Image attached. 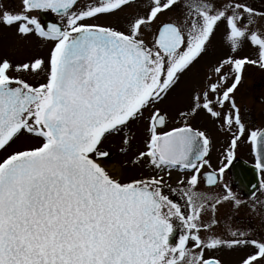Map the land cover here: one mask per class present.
Listing matches in <instances>:
<instances>
[{
	"label": "water",
	"instance_id": "95a60500",
	"mask_svg": "<svg viewBox=\"0 0 264 264\" xmlns=\"http://www.w3.org/2000/svg\"><path fill=\"white\" fill-rule=\"evenodd\" d=\"M54 1L25 4L65 13L77 0ZM39 14L45 31L61 33L53 18ZM149 62L140 46L103 31H80L63 46L41 117L52 143L0 166V264L155 261L166 226L157 218L153 192L119 186L80 153L128 111L142 91ZM39 99L19 86L0 84V145ZM156 124L160 125L158 117ZM180 134L188 136L172 131L159 137L156 153L183 164L200 159L203 146L178 143ZM255 151L264 168V129L256 137ZM230 170L245 193L253 192V166L237 160Z\"/></svg>",
	"mask_w": 264,
	"mask_h": 264
},
{
	"label": "rangeland",
	"instance_id": "374dc122",
	"mask_svg": "<svg viewBox=\"0 0 264 264\" xmlns=\"http://www.w3.org/2000/svg\"><path fill=\"white\" fill-rule=\"evenodd\" d=\"M91 1L94 4L98 2L77 0L68 12L51 16L64 25L63 33L67 37L73 35L74 27L97 25L117 30L128 36L131 41H139L151 56L149 80L155 76L158 78L149 83L152 88L134 102L126 115L103 134L100 140L89 148L87 154L106 175L120 184H147L155 187L163 180L167 184L171 181L170 171L161 164L154 152V139L160 130L151 126L150 120L158 113L165 115L167 122L162 130L184 121V118L176 116L177 112L187 109L191 95L197 88L204 87V79L216 65L217 56L230 50L227 42L223 44L220 37L226 22L230 21L231 27L243 34L239 37L237 45L231 43L232 53H243L246 41L249 45L264 50V0H116L113 4L105 6L109 8L115 3H121L118 9L95 16H91L97 14L92 5H89ZM162 21L173 22L187 37L194 33L203 37L204 27H211L208 35L213 33L214 38L210 40L206 51L201 48L195 58L182 65L174 87L170 82L165 87L166 93L163 91L154 97L161 82L171 78L174 69L180 66H176L174 55L161 53L153 43L157 25ZM42 24L39 12L28 11L23 0H0V83L11 82L26 90L38 92L41 96L38 102L30 106L20 124L0 147V162L19 153L36 150L44 143L41 138L42 133H45L41 124V111L48 102L49 78L60 52L58 48L61 42L57 40L56 35H41L38 29H41ZM224 33L226 34V31ZM250 52L252 54L253 50ZM250 67L245 74L246 79L240 89L239 99L250 107L249 112L253 111L252 114L255 115L252 117L253 122L257 121V126H260L264 123V102H253L255 94L250 89V84L251 79L260 80L264 77V69L261 71L255 66ZM188 119L200 124L195 117ZM202 164L203 167L214 168L213 164L207 163L206 158ZM164 173H167L166 178L163 177ZM181 178L184 177L173 178L171 185L188 187L183 184L184 180ZM226 178H223L224 182ZM198 188L202 191L201 194L205 193L203 188ZM249 222L254 230L260 229L261 225ZM239 247L238 244L213 238L208 252L209 255L215 256L220 264H252V260H249L250 257L244 252L240 257L236 255L242 248Z\"/></svg>",
	"mask_w": 264,
	"mask_h": 264
},
{
	"label": "flooded vegetation",
	"instance_id": "af4514ba",
	"mask_svg": "<svg viewBox=\"0 0 264 264\" xmlns=\"http://www.w3.org/2000/svg\"><path fill=\"white\" fill-rule=\"evenodd\" d=\"M115 1L98 0L96 4L91 1L89 5H92L94 12L97 13L91 16L115 11L121 3H115L116 5L109 8L105 6ZM165 22L167 21L160 22L156 31ZM29 23L33 26V23L30 21ZM61 25L64 27L62 23ZM224 26L226 34L223 32L220 36L221 42L223 44L227 42L226 45L230 47V50L224 55L221 53L217 56L216 65L211 68L204 79V87L197 88L191 95L187 109L177 112L176 116L184 118V121L178 122L179 125L172 128L162 130L167 122L165 115L156 114L162 116L158 120L159 126L153 123L156 115L150 120L151 126L160 130L157 137L170 131L185 132L188 136L183 138L180 134L178 143L193 144L195 142L197 145H202L204 149L202 157L189 165L168 163L159 158L161 164L170 171L169 180L171 181H167V184L164 180L161 183L158 182L155 187L138 184L154 192V197L158 200L157 217L166 225L162 251L153 264H203L207 260H215L220 264L218 259L209 255L208 252L213 238L238 244L242 247H239L240 250L236 253L238 257L244 252L250 257L248 258L252 260V264H264V169L257 167V185L251 193H245L237 185L230 170L231 164L237 160H243L250 165L257 164L253 151L254 139L259 130L264 128V123L257 126V121L253 122L252 117L255 115L252 114L253 111L249 112L251 110L249 106L240 102L239 92L244 85L245 74L250 66L257 67V70L264 69V50L257 49L246 41L247 43L243 45L245 47L243 53H232L231 43L237 45L239 37L243 34L238 29L232 28L230 21ZM82 28L101 29L128 37L117 30L97 25L74 27L72 28L73 34ZM210 30L211 27L205 26L202 30L204 31L203 37L194 32V35L187 37L178 28L181 43L175 50L164 52L156 47L165 55H174L176 66H180L174 69L172 72L174 75L171 78L161 82L154 97L163 91L166 93L165 87L170 82L174 87L179 79L177 73L181 71L182 65L188 64L192 58H195L201 48L206 51L210 40L214 38L213 33L208 35ZM136 42L139 43V41ZM251 50H253L252 54ZM150 73L151 68L149 75ZM149 75L144 81L140 97L152 88L149 83L154 81L156 76L149 80ZM250 86L255 94L253 102L257 104L264 102V77L260 80L251 79ZM189 117L197 118L200 124L191 122ZM205 158L208 164L214 165V168L203 167L202 162ZM166 175L167 173H164L163 177L166 178ZM178 176L184 177L181 179L188 187L171 185L172 179ZM225 176L227 178L224 182ZM198 187L203 188L205 193L201 194L202 191ZM249 221L257 226L261 225L260 229L254 230Z\"/></svg>",
	"mask_w": 264,
	"mask_h": 264
}]
</instances>
